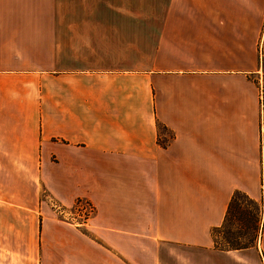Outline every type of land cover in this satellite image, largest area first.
I'll use <instances>...</instances> for the list:
<instances>
[{
    "label": "crops",
    "instance_id": "1",
    "mask_svg": "<svg viewBox=\"0 0 264 264\" xmlns=\"http://www.w3.org/2000/svg\"><path fill=\"white\" fill-rule=\"evenodd\" d=\"M157 10L0 0V264H243L212 231L264 169V0Z\"/></svg>",
    "mask_w": 264,
    "mask_h": 264
},
{
    "label": "rangeland",
    "instance_id": "2",
    "mask_svg": "<svg viewBox=\"0 0 264 264\" xmlns=\"http://www.w3.org/2000/svg\"><path fill=\"white\" fill-rule=\"evenodd\" d=\"M167 1L168 0H149L151 15L154 13H157L158 12L157 8H160L161 6H163ZM256 3L260 4V0H256ZM258 61H260V58L258 59ZM257 75H259V74H255V73L251 74L250 79L258 82V79H256L254 77ZM259 86H260V84H259ZM160 128H161L160 129L161 131L164 130V128L162 126ZM247 174H248L247 176L249 178H251L253 173H252V171H247ZM249 182L251 183L250 179H249ZM263 182H264V169H261V171H259V178H258L257 185H253L254 186V192H255L254 197H250L249 194L245 193L244 190H240L241 192L245 193L248 198L253 199L255 201V206L254 207L250 206L251 207L250 209H252L253 211H255L257 213V217H258V221H259L258 222L259 223V229H258L257 237L254 240L252 246H249L247 248H243V250L240 249V252L245 254V256H246V258H244V260L241 261L243 264H264V252H263L262 247L260 245V239L262 238L263 231H264V212L263 213L260 212V199H261V195H262V184H263ZM40 199L46 200L49 205H50V201L54 200V199L48 197L47 193L43 189L40 192ZM55 201L56 200H54V202ZM56 202L59 203L58 201H56ZM59 204L62 205L61 203H59ZM248 204L249 203H246V201L242 203V205H248ZM65 207H67V206H65ZM69 210L73 211V206H71ZM243 224L244 223L240 222L239 219L234 218L226 224L225 229L215 230V228H214V230H215L214 234H213L214 248L215 249L223 248L224 245L227 244L226 240H228L230 236H232V235L234 236L235 233L239 231L240 227L243 228ZM234 242L235 241L233 240V242H230V243H234ZM186 249H188V248H186ZM229 250H234V249H229ZM184 252H188V253L191 252V254L193 256H196L199 260H202V259L204 260V255H201V252L198 249H196V250H191V249L190 250H182V257L185 256ZM200 262H202L201 264H205V261H200ZM210 262H214L215 264H219V263L224 264L223 261H210Z\"/></svg>",
    "mask_w": 264,
    "mask_h": 264
},
{
    "label": "trees",
    "instance_id": "3",
    "mask_svg": "<svg viewBox=\"0 0 264 264\" xmlns=\"http://www.w3.org/2000/svg\"><path fill=\"white\" fill-rule=\"evenodd\" d=\"M249 203L248 205H242L243 202ZM249 206V207H248ZM255 206V201L247 197V195L240 190H236L232 193L230 201L227 206V210L222 224L216 227L215 230H222L226 228V224L234 218L239 219L244 223L243 228L240 227L239 231L235 235L230 236L226 240L227 244L224 245L223 250L229 249H243L252 246L254 240L257 237L259 229V221L257 213L250 209ZM213 229L212 234H214ZM235 241L234 243H230Z\"/></svg>",
    "mask_w": 264,
    "mask_h": 264
},
{
    "label": "built area",
    "instance_id": "4",
    "mask_svg": "<svg viewBox=\"0 0 264 264\" xmlns=\"http://www.w3.org/2000/svg\"><path fill=\"white\" fill-rule=\"evenodd\" d=\"M72 206L73 211L69 210L70 207L60 205L54 200L50 201L51 209L60 219L78 226L86 224L95 211L94 205L86 199H77ZM260 212H264V182L262 184Z\"/></svg>",
    "mask_w": 264,
    "mask_h": 264
}]
</instances>
